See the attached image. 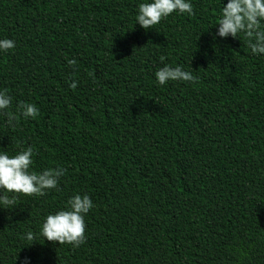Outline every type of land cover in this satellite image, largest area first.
<instances>
[{
    "label": "trees",
    "instance_id": "obj_1",
    "mask_svg": "<svg viewBox=\"0 0 264 264\" xmlns=\"http://www.w3.org/2000/svg\"><path fill=\"white\" fill-rule=\"evenodd\" d=\"M140 2L0 0V38L16 42L0 89L13 111L39 108L0 120V147L31 145L33 171L64 169L59 190L0 209V264H264V56L213 39L221 0L149 30ZM160 56L198 79L156 84ZM77 193L94 202L85 242L38 235Z\"/></svg>",
    "mask_w": 264,
    "mask_h": 264
},
{
    "label": "clouds",
    "instance_id": "obj_2",
    "mask_svg": "<svg viewBox=\"0 0 264 264\" xmlns=\"http://www.w3.org/2000/svg\"><path fill=\"white\" fill-rule=\"evenodd\" d=\"M172 14L191 16L194 14L192 0H143L135 11V24L145 30L155 29ZM213 39L228 38L241 41L253 56H264V0H221L218 22ZM16 47L14 39L0 38V53ZM161 66L154 71L156 84L164 86L172 81L195 82L198 78L183 65L165 63L166 57L160 56ZM66 64L75 70V61L67 59ZM75 89V80L68 84ZM12 109V97L7 90L0 89V120L9 128L17 126L21 119L35 118L39 114L37 105L21 101ZM0 147V209H14L18 195L33 197L43 196L48 191L59 190V178L64 175L61 167L44 168L40 172L32 170L36 153L31 145L22 147L13 154ZM94 207V202L87 194L70 196L65 205L43 217L38 235L48 241L70 244L74 247L86 240L85 217ZM24 238L33 240V233L27 231ZM17 261V258H16ZM22 264H31L30 257H25Z\"/></svg>",
    "mask_w": 264,
    "mask_h": 264
}]
</instances>
